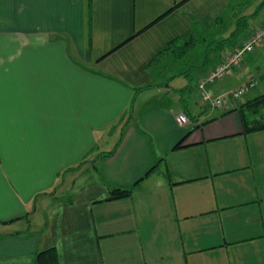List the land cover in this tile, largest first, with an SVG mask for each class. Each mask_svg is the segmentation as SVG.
Here are the masks:
<instances>
[{"label": "crops", "instance_id": "crops-1", "mask_svg": "<svg viewBox=\"0 0 264 264\" xmlns=\"http://www.w3.org/2000/svg\"><path fill=\"white\" fill-rule=\"evenodd\" d=\"M262 24L264 0H0V264L50 247L60 264H264V128L243 124L264 121V42L209 84L256 79L237 108L198 86Z\"/></svg>", "mask_w": 264, "mask_h": 264}, {"label": "built area", "instance_id": "built-area-1", "mask_svg": "<svg viewBox=\"0 0 264 264\" xmlns=\"http://www.w3.org/2000/svg\"><path fill=\"white\" fill-rule=\"evenodd\" d=\"M262 42H264V24L258 26L231 52L225 53L224 59L220 63L212 67L199 78L198 86L201 90L203 99L209 100L212 105L217 107L237 108L238 100L257 84L256 79H249L238 87L219 94L211 92L209 84L224 77L230 68L240 66L243 63L245 54L253 51L256 46ZM176 118L181 124L189 121L188 115L183 111L179 112Z\"/></svg>", "mask_w": 264, "mask_h": 264}, {"label": "trees", "instance_id": "trees-1", "mask_svg": "<svg viewBox=\"0 0 264 264\" xmlns=\"http://www.w3.org/2000/svg\"><path fill=\"white\" fill-rule=\"evenodd\" d=\"M246 18H247L246 16H241L240 20L241 19L245 20ZM243 24H245V23H243ZM201 42L202 41L200 39L195 40L194 37L191 38L190 42H188V45H186V47H183V49L180 51L179 58H182L183 56H185V54L189 50L192 51ZM172 45L173 44H170L169 48H172V47L176 48L174 45L173 46ZM263 100H264L263 97L258 98L255 101V103H256L255 107L258 108V106H261V103H262ZM252 102H253V100H252ZM249 117H250V114L247 115V119H246V115H243V124H244L245 132L252 131V130H259V129H263L264 128V121H262L261 119H253L252 120ZM126 122L127 121H125V124H126ZM123 133H124V130L122 131V134ZM181 142H179L176 146H179L181 144ZM119 143H120V140H119L118 144ZM114 150H115V148L110 150V151L103 152L102 156L103 157H108L114 152ZM130 192H131V187H119V186L118 187H113L111 189V198H117V197L125 196V195L129 194ZM35 261H36V264H60L59 263L58 253H57V250H56L55 247H50V248H47L45 250L39 251L38 254L36 255Z\"/></svg>", "mask_w": 264, "mask_h": 264}, {"label": "rangeland", "instance_id": "rangeland-1", "mask_svg": "<svg viewBox=\"0 0 264 264\" xmlns=\"http://www.w3.org/2000/svg\"><path fill=\"white\" fill-rule=\"evenodd\" d=\"M255 1H257V0H251V2H255ZM213 43H214V40H213ZM14 49L16 50L17 48H19V45H15L14 44ZM4 48H2V47H0V54L2 53V52H4ZM204 54H205V48L203 47V46H199V48H197V50L195 51V52H193L189 57H188V59L187 60H184V61H182V62H180L179 63V67H182L183 66V68H185L184 70V73H188L189 72V69H187L188 67H190L191 65H193V64H196L199 60H201V59H203V57H204ZM18 65H19V69L20 68H22V63L21 62H19L18 63ZM197 73L194 71L193 72V78L192 79H190V77L189 76H184V78L189 82V81H196V78H197ZM257 92H258V90L257 89H254L253 91H251V93L248 95V98H250V97H252V96H255L256 94H257ZM102 147H100L101 149H105V148H107L108 146H110V145H107V143L106 142H104L102 145H101ZM96 150V149H95ZM94 150V151H95ZM99 149H98V153H99ZM101 152V151H100Z\"/></svg>", "mask_w": 264, "mask_h": 264}]
</instances>
